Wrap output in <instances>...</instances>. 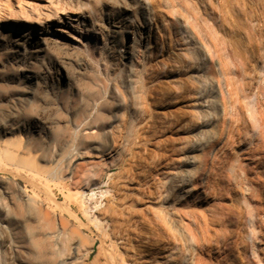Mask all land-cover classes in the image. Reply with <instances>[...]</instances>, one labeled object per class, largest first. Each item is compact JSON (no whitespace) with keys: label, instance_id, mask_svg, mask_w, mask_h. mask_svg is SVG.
Masks as SVG:
<instances>
[{"label":"rangeland","instance_id":"1","mask_svg":"<svg viewBox=\"0 0 264 264\" xmlns=\"http://www.w3.org/2000/svg\"><path fill=\"white\" fill-rule=\"evenodd\" d=\"M9 1L0 264H264V0Z\"/></svg>","mask_w":264,"mask_h":264},{"label":"bare ground","instance_id":"2","mask_svg":"<svg viewBox=\"0 0 264 264\" xmlns=\"http://www.w3.org/2000/svg\"><path fill=\"white\" fill-rule=\"evenodd\" d=\"M23 2L26 5H29V3L26 0H23ZM20 3V2H19ZM0 31L6 30L9 32H13L17 34L18 38L15 41V44H13V52L19 53V48L23 43L29 44L31 48V55H35L41 51H43V47L50 42H56L59 41V38L61 37H67L69 39H75L80 42V39L77 37L76 34V26L72 25L70 21H63L62 15L60 14L59 10H62L61 7H57L52 9L45 17L38 18L37 20L28 21L23 16L27 12V10L23 9L22 7H19V12H16V10L11 9L10 1L9 0H0ZM57 23H64L61 27H59L57 30L51 29V23L54 21ZM37 23V27H36ZM121 28V27H120ZM40 34H44L45 36L39 37ZM51 34V35H49ZM93 35H88V40H96ZM140 40H144V38H140ZM149 42V40H147ZM126 54H129V51H127ZM27 78L29 80L36 79V75L34 74V71H30ZM172 81H174V78H171ZM205 192H199L197 193V199L203 200ZM73 216V215H72ZM74 217H76L74 215ZM142 251L146 253H150L154 250L155 244L150 241H144L142 244ZM146 264H150L148 259L145 260ZM119 264H125V261L121 260Z\"/></svg>","mask_w":264,"mask_h":264}]
</instances>
